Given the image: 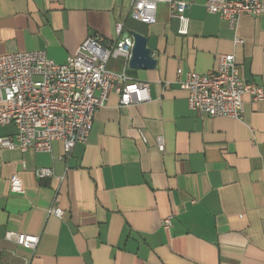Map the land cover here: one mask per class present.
<instances>
[{
	"label": "crops",
	"instance_id": "crops-1",
	"mask_svg": "<svg viewBox=\"0 0 264 264\" xmlns=\"http://www.w3.org/2000/svg\"><path fill=\"white\" fill-rule=\"evenodd\" d=\"M176 1L190 4L188 35L169 4L145 25L131 18L132 0H0V56L43 51L63 65L91 36L116 41L124 23L156 59L154 69L127 70L149 83L151 101L121 109L111 94L70 158L62 141L50 153L0 146V264H264V101L246 96L243 122L212 119L179 85L235 54L242 78L264 86V15L233 29L207 0ZM108 68L120 74L125 62ZM16 133L0 128V137ZM40 168L53 176L38 179ZM14 175L24 194L11 191ZM54 204L63 219L49 213ZM9 231L40 236L37 251L6 240Z\"/></svg>",
	"mask_w": 264,
	"mask_h": 264
},
{
	"label": "built area",
	"instance_id": "built-area-1",
	"mask_svg": "<svg viewBox=\"0 0 264 264\" xmlns=\"http://www.w3.org/2000/svg\"><path fill=\"white\" fill-rule=\"evenodd\" d=\"M169 4L179 21V34L188 35L190 4L176 0H132L131 18L145 25L157 20V8ZM206 9L219 15L235 29L243 17L264 15L262 0H207ZM117 40L106 44L101 36L89 37L63 65L50 60L43 51L20 52L0 56V128L14 125V137H0L2 149L17 148L50 153L55 141H62L65 158H70L76 145L89 139L95 115L106 106L111 94L120 98L119 107L126 109L151 101L150 85L127 75L134 48V39L125 34L124 23L116 26ZM235 46L244 44L240 38ZM113 59H123L125 68L118 74L109 70ZM188 93V103L193 111L209 118H228L243 122L245 97L254 102L264 101V86L245 81L240 73L235 54H222L215 71L207 74L191 72L179 83ZM143 140L145 137L142 135ZM161 153L165 152V139H156ZM40 180L51 178V168L36 170ZM11 191L24 194L23 181L14 175ZM59 219L65 211L56 204L49 210ZM163 226L169 229L172 218ZM6 240L32 252L37 251L40 236L9 231ZM24 264H31V258Z\"/></svg>",
	"mask_w": 264,
	"mask_h": 264
},
{
	"label": "water",
	"instance_id": "water-1",
	"mask_svg": "<svg viewBox=\"0 0 264 264\" xmlns=\"http://www.w3.org/2000/svg\"><path fill=\"white\" fill-rule=\"evenodd\" d=\"M131 37L134 39V48L132 50L130 68L134 70L154 69L156 59L152 50L148 48V39L137 32H131Z\"/></svg>",
	"mask_w": 264,
	"mask_h": 264
}]
</instances>
